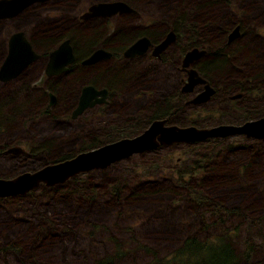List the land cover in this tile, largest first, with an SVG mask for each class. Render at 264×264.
Listing matches in <instances>:
<instances>
[{"label":"rangeland","instance_id":"374dc122","mask_svg":"<svg viewBox=\"0 0 264 264\" xmlns=\"http://www.w3.org/2000/svg\"><path fill=\"white\" fill-rule=\"evenodd\" d=\"M91 1L94 0H61L59 13L64 16V9L67 10V13L73 17V22L70 25L72 30L79 32L78 34L84 32L83 38L91 36L86 35L85 32L91 30L95 32L98 27L105 26L104 29L98 31L103 33L97 39L98 45L105 47H113L112 42L107 41V35L122 25L127 29H130V26H136L138 30L149 31L152 34L153 32H160L165 23L170 22L173 10L180 7L185 9L184 12L188 10L189 16L196 26L209 24L206 26L207 32L214 34L208 40L217 43L213 48L214 52H220L219 41L222 32L219 27L223 26L225 19L232 20L234 23L239 22L243 37L250 40V44L254 47L260 48L263 44L261 38L254 37L252 34L257 31L264 36V0H149L147 2L125 0L137 10V15L129 18H124V16L111 17L105 23L96 19L99 25L94 22L87 26L83 25L88 21H79V24H76L74 17L78 10ZM199 4L201 7H206L205 11L198 12L197 6L200 7ZM204 15L210 16L206 18ZM28 17L30 14L25 15L22 19L26 21ZM40 17L46 18V14L41 13ZM64 24L65 22L62 21V25ZM173 24L177 30H180L176 31L179 36L182 33L186 34L184 39L186 42L189 37H195L193 32H188L184 27H181L178 18L173 19ZM81 27L83 31L80 30ZM57 28L55 25L54 31ZM196 40L201 39L197 38ZM205 40L207 41V39ZM94 41L91 42L90 40L88 46L90 47ZM180 44V42L171 44L166 48L162 54L166 55L167 58L163 60L148 54L133 59L135 68H156L143 80L147 86L150 82L159 97L172 93L176 87L175 70L168 62L177 58L180 51L176 52V49L179 48ZM239 44L233 46V49L236 48V54L239 53L240 55L242 46ZM257 52L253 48L250 49L248 59L243 58L248 60V64L244 67L239 65V62H244V60H238V56L235 54L238 60V65H236L238 85L242 86L241 83L246 79H251L250 84L263 82L264 73L255 71L261 66L264 67V60L261 57L255 58V56L260 55H256ZM220 63L217 59L213 65L208 62L201 65L206 67L207 75L216 83L221 75L218 68L224 69V67L219 66ZM210 69L214 70L213 75H211ZM117 71L123 73L120 75V79L123 81L127 79L128 74L122 70ZM127 71L129 72V70ZM89 73L91 71L83 74V78L98 79L96 77L99 76L98 73L88 75ZM81 74V72H77V76ZM233 74L237 75V72H233ZM224 75L226 78L230 77L226 73ZM252 85L256 86V84ZM127 96L128 93H123L120 96L124 102L121 111L131 104H138L131 101ZM237 100L238 107L234 108L227 103L226 99H211L204 103L205 107L195 110L199 112L198 115H195V120L204 125L216 122L217 119L228 123H239L241 120L239 116L245 112L258 110L259 113H264V108H261L264 107V88L259 96L250 93L243 95L242 98H237ZM59 104L62 107L60 102ZM212 105L219 107L217 113L214 112L217 114L216 117L208 114ZM186 109H189L188 104H184L182 108L179 106L177 110L173 111L171 121L177 124L185 123V116L189 115ZM96 113L102 114L103 112L98 110ZM109 117L110 114L107 113L106 118ZM128 117L122 115L116 125H120ZM102 118L103 116H98V114L94 115L95 120L102 121ZM47 120H42L41 123H45ZM87 126L91 128V133L86 137H90L103 135L107 125H102L100 130L92 129L93 122H89ZM44 136L51 137V134H37L38 142H42ZM8 137V133L4 132L3 138ZM62 137L63 134L58 136L47 153L42 151L43 147H38L33 156L27 158L3 154L0 157V177H13L20 170L36 168L48 156L55 157L65 153L67 149L57 145L62 142ZM98 140H101V137H98ZM242 141L244 144H241ZM21 142L26 144L29 141L23 137ZM257 147L263 150L262 155H257ZM158 150L161 154L174 151V156L180 152L183 157L175 167L166 166L163 171L144 178H128L122 176V173L127 172L129 168L142 170V166H149L151 163L149 152L136 153L127 159L111 163L103 171L93 170L86 174L88 179L85 180L88 186L92 185L97 190V194L91 199L77 197L76 199L65 200L60 196L61 185L59 184L54 187L50 197L32 198L27 195L28 190L23 193L1 196L0 264H27L33 259L44 264H95L97 259L111 251L112 245H110L109 238L112 235L120 239L124 248L132 250L137 243L144 242L154 249V251L151 250L154 254L162 256L168 253L175 243L186 235L196 233L202 236L217 233L222 229L235 232L232 241L237 249L246 244L253 246L255 251H253L250 264H264V252L256 249L261 242L260 234H264V163L263 161H255V158L259 156L264 157V140L231 135L208 138L194 143H175L162 146ZM195 152L198 158L205 161L206 165L204 171L196 175L195 178H199L203 174L206 177L197 183L189 182L190 186H196L207 180L205 192L209 200L212 202L219 201L226 209H244L247 216L255 221L254 223L247 226L236 213L230 215L226 211H222L221 217L218 218L210 211V206L200 208L201 217L207 225L200 222L197 205L186 196L187 192L181 185L173 182L171 180L173 177L167 174L174 173L176 169H185ZM173 160L168 159L170 163ZM244 161L248 163L242 169ZM167 164L168 162H164V165ZM95 184L97 187L94 186ZM113 184L121 189L146 187L152 184H158V188L113 199L109 190ZM161 225H165L167 228L160 229ZM172 229L174 232L171 231ZM129 232L130 238L128 239L127 234ZM150 260V256L145 255L137 246L130 254L111 263L142 264L150 262Z\"/></svg>","mask_w":264,"mask_h":264},{"label":"flooded vegetation","instance_id":"af4514ba","mask_svg":"<svg viewBox=\"0 0 264 264\" xmlns=\"http://www.w3.org/2000/svg\"><path fill=\"white\" fill-rule=\"evenodd\" d=\"M141 1L147 2L149 0ZM125 2L132 8L131 11L116 12L110 16L81 18L80 15L86 9L88 3L85 7L78 10L74 19L76 24H79V21H88L83 24L87 26L92 22L99 25L96 19L102 20L105 23L111 17L124 16V18H129L131 15H137L135 13L137 10L131 6V3L127 1ZM60 10L61 0H35L19 8L12 15L0 16V157L3 154L20 156L22 158L31 157L38 147H43L42 151L47 153L49 147L45 146L44 143L48 141L38 142V138L36 137V135L40 133L51 134V139L49 141H55L58 139L59 135L63 134L62 142H59L57 145L67 149L65 153L59 156H48L47 159L36 168L30 170L23 169L18 171L15 175L22 171H34L45 164H49V162L54 163L62 159L70 158L78 152L114 141L121 137H132L140 134L153 120L161 121L162 127L193 126L195 128H208L219 124H238V122L228 123L221 121L220 119H217L216 122L208 125L199 124L195 120V115H198L199 112L195 110L205 107L206 105L204 103L211 99H226L230 106L237 108V98H242L243 95L250 93L259 96L264 88V82H253L252 84H256V86H253L250 84L251 79H246L241 83L242 86L238 85V70H236L238 60L235 59L236 51L235 49H232V47L237 45V43L242 42L249 44V47L253 46L250 44V40H246V37H243L239 22L234 23L232 20L225 19L223 26L219 27L222 32L219 51L223 56V61L219 66L224 67V69L217 67L219 72H221V75L218 77L219 81L216 83L207 75L206 67L204 65L201 66L203 63H207L205 57L207 56L211 41L208 40L201 45V48H197L198 50H201V53L194 55L186 63L183 62L185 53L194 48V44H190L188 41L186 42L184 40L186 34L182 33V35L179 36L175 30L173 19L179 10H184L181 7L173 10L171 20L170 22L165 23L163 30L160 32H153L155 36L152 38L147 37L148 43L145 49L141 52H134L132 54L124 53L128 46L140 37L144 31L138 30L136 26H130V29H127L122 25V27H119L116 31L109 32L107 35V41H111L113 47H105L102 45L96 46V40L103 33L98 32V28L95 32L94 30L85 32L86 35H91L86 36V39H92L91 42L95 40L92 46H96V48L101 47L109 52L108 56L98 58L90 64L82 62L83 58L91 52H89L88 46L90 43H86L85 46L78 45L80 40L83 39L84 32H81V34H78L79 32H74L70 26L73 22V17L67 13L66 9H64V16H61L59 13ZM41 13H45L46 18L40 17ZM27 14H30V17L24 21L22 18ZM204 16L207 18L210 15ZM62 21L65 22L64 25H62ZM189 21L193 22L191 18ZM55 25L58 27L56 31H54ZM205 26H209V24H206ZM27 29H29V32H27ZM82 29L83 28L81 27L80 30ZM252 35L263 40V44L260 48L254 46L252 48L256 52L257 50H261L260 55H262L261 58L264 60V36L261 32L257 31H254ZM118 37H125V39L121 42ZM163 38L166 40L165 45L161 49H154V46ZM66 40H68L72 56L66 55ZM179 42L181 44L179 45V48L177 47L176 49V52L180 51L177 58L168 62L172 69L175 70L176 87L172 93L159 97L158 93L152 88L150 82L149 86H147L144 83L145 80H143L148 74L154 72L156 68H135L133 59L146 54L156 59H166L167 56L162 54L164 50L171 44H177ZM10 43L12 45L16 44V46L10 47ZM22 43H25L28 48L20 45ZM77 45L81 48L79 51ZM82 48L86 50L87 54H85L86 52H84ZM153 49L156 52L158 50L160 51L154 53ZM257 57L260 56H255V58ZM243 60L244 62H239V65L242 67L248 64V60ZM118 68L128 74V76L126 81L121 85V90L116 91L112 95L109 92L108 87L114 83L91 77L83 78V74H87V72L91 71L88 75L92 73H100L107 79L112 81L117 79L118 81L120 80V75L123 74L117 71ZM190 69H193L194 71L192 79L195 81L193 82L188 81V77L190 76L188 70ZM74 70H77L82 74L76 76L74 75ZM127 70H129V72ZM235 71L237 72V75H233V72ZM225 73L230 75V77L226 78L224 75ZM213 74L214 73H211V75ZM229 83H231V88L226 89V86H228ZM84 85H90L95 90H103V94H95L90 98L92 101L91 104L79 108V102L80 105L82 102ZM202 92H205L204 99L194 101L195 96ZM62 93L66 94L67 102L65 107H61L59 104V98ZM123 93H128L127 97L138 104H131L128 107H124L121 111L124 102L120 96H122ZM167 103L174 104L172 108L173 110H170L168 116H164L161 111L163 106ZM184 104L189 105V109H186V112L189 115L185 116V123L177 124L172 122L171 117L173 116V111L177 110L179 106L182 108ZM211 107L212 109L208 114L216 117L217 114L215 113H217L219 107L216 105H212ZM98 110H101L103 113H96ZM107 113L110 114L109 118H106ZM95 114L103 116L102 121L95 120ZM160 114H162V117H159ZM122 115L124 117H129L124 119L120 125H116L119 123V118ZM262 115H264V113H259L258 110L245 112L242 117L239 116V119H241L239 122ZM39 119L48 120L45 121V123H41L42 120ZM89 122H93L92 129L94 130H100L102 129V125H107L104 129L105 131L103 135L86 137L91 133V128H88L87 126ZM4 132H7L9 135L6 139L3 138ZM226 136H212L204 139ZM23 137L28 139L29 142L23 144L21 142ZM98 137H101V140H98ZM155 141H157L156 138ZM194 142L196 141H171L168 143H158L157 146L153 148L131 152L109 164L127 159L136 153L140 154L149 152V154H151V158L149 159L151 163L149 166H142V170L129 168L127 169V172L122 173V176L128 178L148 177L163 171V168L166 166L175 167L183 157L180 152L174 156V151L161 154L158 150L159 148L175 143L187 144ZM257 149H259L257 155H262L263 150H261L260 147H257ZM204 155H206V152H204ZM217 155L219 154L217 153ZM168 159L174 160L170 163ZM164 162H168V164L164 165ZM246 162L247 161H244L243 164ZM109 164L104 167H93L85 171L76 172L66 179L53 184L46 185L43 182H39L34 187L28 189V191L37 189L41 184L46 187L60 185L67 179L71 178V176H74L79 181L86 180L88 179L86 176L87 173L93 170L103 171ZM205 166V161L198 158L197 153L195 152L185 166V168L188 169H183L180 173L183 176H189L188 182L197 183L199 180L206 177V175L203 174L199 178H195L196 175H199L204 171ZM178 170L179 169H176L174 173L178 172ZM167 174L170 175V173ZM15 175H13V177ZM170 176L172 177V175ZM171 180L175 182L174 179ZM149 186L132 188H138L140 189L139 191L154 190L158 188L157 184L156 188L146 189ZM203 195H206V192ZM186 196L191 198L189 193H186Z\"/></svg>","mask_w":264,"mask_h":264},{"label":"trees","instance_id":"16d2710c","mask_svg":"<svg viewBox=\"0 0 264 264\" xmlns=\"http://www.w3.org/2000/svg\"><path fill=\"white\" fill-rule=\"evenodd\" d=\"M140 1V0H139ZM200 7L197 6L198 12L205 11L206 7H201V4H199ZM184 10H179L174 18H178L180 20L181 27L185 28L188 32H193L195 37L188 39V43L194 44L193 47H199L201 48V45L206 42L205 39H208L213 36L214 33H208L207 27L204 25H201L200 27H197L193 22L189 21L190 16L188 10L184 12ZM186 13V14H185ZM134 15H131L133 17ZM183 20V21H181ZM191 27V28H190ZM105 26L98 27L99 30L104 29ZM175 30L178 32V30L175 28ZM220 30V29H219ZM180 31V30H179ZM196 31V32H195ZM141 36H149L150 38L153 37L152 33L149 31H143ZM197 38H200L201 40H196ZM119 41H123L125 37H118ZM92 41V39H86L85 37L82 39V41L79 42V46H85L86 43L89 41ZM96 46L98 45V40H96ZM221 42V39L219 41V44ZM77 45V49H81ZM215 45L217 43H214V41H211L210 46L208 48L207 56L205 57V60L212 64L217 61V59L222 62L223 56L220 54V52H214L213 48H215ZM239 45L242 46V53L239 55L238 51L236 54L238 56V60L242 61L244 57L248 59L250 49L253 47H249V45L245 42L240 43ZM96 46H90L89 52L96 48ZM84 52L86 50L82 48ZM233 49V47H232ZM236 49V48H235ZM88 52V53H89ZM261 50L257 52V54H260ZM87 54V52L85 53ZM84 54V55H85ZM262 56V55H258ZM217 57V58H216ZM236 59V57H235ZM258 62V61H256ZM216 64V63H215ZM118 70H120L118 68ZM255 70V69H254ZM253 71V70H252ZM260 73H264V67L261 66L259 69L255 70ZM77 70H74V75L77 76ZM236 72V71H235ZM210 73H215L214 70L210 69ZM96 73H92V75H95ZM99 76L98 80L106 81L109 83H114L108 87L109 92L114 94L116 91L121 90V85L126 80H110L107 79L102 74L98 73ZM234 75V74H233ZM258 80V79H257ZM264 82V79H262ZM231 83L226 86V89L231 88ZM233 84V83H232ZM126 86V85H124ZM225 89V88H224ZM59 102L62 104V107H65V104L67 102L66 94L62 93L59 98ZM173 103H167L163 106V109L161 113L164 116H168V113L170 110H173ZM162 114L159 115V117H162ZM242 117V116H241ZM51 137L44 136L43 141H48L45 144L47 147H52V144H54V141H49ZM243 141L245 139H242ZM243 141L241 142L242 144ZM257 153H259V149H257ZM260 155V154H259ZM256 162L263 161L264 163V157L259 156L258 158H255ZM52 162H49L51 164ZM248 162L242 164V169L245 168L246 164ZM188 169V168H185ZM183 169H179L176 173H170L172 175L174 181L176 184L181 185V187L190 195V199L194 201L195 205L198 207V216L200 219V222L203 223V225H207L204 221V219L201 217L200 208L203 206H210V211L217 215L218 218L221 217L222 211H226L227 214L232 215L233 213H236L239 217H241V221L249 226L250 224L254 223L255 221L251 219V217L247 216L246 211L244 209H236V208H230L226 209L219 201L212 202L208 199L206 195H203L205 193L206 189V181H204L201 184H198L194 187L190 186L189 184V176H183L180 171ZM60 196L67 200L70 198L76 199L77 197H84L91 199L97 194V190L94 189L92 185H87L85 180L79 181L74 176L69 179H67L64 183L60 184ZM57 186V185H55ZM55 186H49L46 187L44 185H40L37 189L30 190L27 192V195L32 198H40V197H50L53 194L54 187ZM97 187V184L94 185ZM157 184H154L152 186L147 187L146 189H153L156 188ZM144 189V190H146ZM110 194L113 196V199H119L124 198L127 196H131L136 194L140 189L138 188H128V189H121L116 184H113L111 188H109ZM160 229L167 228L165 225H161L159 227ZM174 232V229L171 230ZM235 234L233 230L229 229H222L214 234H204L202 236L193 233L184 236L182 239L178 240L174 247L166 254L162 256H158L156 253L154 254L152 251H154L153 248H151L148 244L139 242L135 245V247L132 248L135 249L137 246L140 251H142L145 255H149L151 260L147 263L142 264H250L251 257L253 255V246L251 244H246L242 248L237 249L234 246V242L232 241V237ZM128 239L130 238V232L127 234ZM261 242L258 245L256 249L264 252V234H260ZM110 245H112L111 251L106 254L105 256L99 258L96 260L95 264H112L111 262L123 257L127 254H130L132 250H129L127 248H124L122 245V242L120 239L112 235L109 238ZM52 249V248H50ZM152 250V251H151ZM27 264H44L41 263L35 259L31 260Z\"/></svg>","mask_w":264,"mask_h":264},{"label":"water","instance_id":"95a60500","mask_svg":"<svg viewBox=\"0 0 264 264\" xmlns=\"http://www.w3.org/2000/svg\"><path fill=\"white\" fill-rule=\"evenodd\" d=\"M33 1L35 0H0V16L12 15L19 8ZM131 10L132 8L124 0H96L87 5L80 17L88 18L93 16H110L116 12ZM66 41V55L72 56L68 40ZM147 43L148 41L144 37L140 36L128 46L124 53L132 54L134 52H141L143 49H145ZM165 43L166 40L163 38L154 46V49H161ZM20 45L28 48L25 43ZM12 46H16V44L12 45L10 43V47ZM154 49L153 52L155 53L156 51ZM199 53H201V50H198L195 47L192 48L185 53L183 62L186 63L191 57ZM108 54L109 52L107 50L97 47L93 49L87 56H85L82 62L90 64L98 58L108 56ZM188 73L190 75L188 77V81H195L192 79L194 74L193 69L188 70ZM97 93L103 94V90H95L90 85H84L82 92V102L81 105L79 102L78 107L82 108L91 104L92 101L90 98ZM204 97L205 92H202L195 96L194 101L202 100ZM232 134L243 135L250 138L264 139V115L245 119L238 124H219L208 128H195L193 126L162 127L161 121L153 120L142 133L132 137H121L114 141L92 147L88 150L78 152L70 158L62 159L51 164H45L31 172L22 171L10 178L0 177V197L23 193L37 185L39 182L49 185L62 181L79 171H85L93 167H104L110 162L124 157L131 152L153 148L157 146L158 143H168L171 141H197L206 137L226 136ZM155 138L157 141H155Z\"/></svg>","mask_w":264,"mask_h":264},{"label":"bare ground","instance_id":"6f19581e","mask_svg":"<svg viewBox=\"0 0 264 264\" xmlns=\"http://www.w3.org/2000/svg\"><path fill=\"white\" fill-rule=\"evenodd\" d=\"M135 13H137V12H135ZM191 28V27H190ZM142 37H144L147 41H148V39H147V37H149V36H142ZM150 38V37H149ZM195 48H199V47H195Z\"/></svg>","mask_w":264,"mask_h":264}]
</instances>
